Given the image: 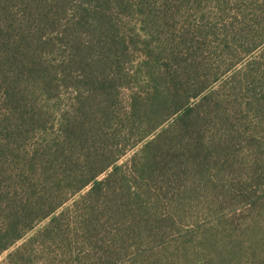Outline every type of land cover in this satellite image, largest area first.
<instances>
[{"label": "trees", "instance_id": "16d2710c", "mask_svg": "<svg viewBox=\"0 0 264 264\" xmlns=\"http://www.w3.org/2000/svg\"><path fill=\"white\" fill-rule=\"evenodd\" d=\"M133 10L141 15L138 32L121 24L123 14ZM139 49L144 57L136 56ZM7 71L31 79L27 113L34 129L46 134L45 142L31 144L29 151L30 167L39 175L25 180L24 169L16 166L9 174L12 190L0 185V252L49 217L1 261L30 264L46 258L35 250L36 241L73 240L70 232L56 234L62 218L71 215L79 227L88 225V215L76 216L72 207L56 212L86 185L70 205L75 212L80 199L101 197L109 198L114 214L124 211L114 196L138 191L127 179L129 169L117 160L136 144L142 142V172L149 169L148 177L172 181L186 164L201 166L203 149L207 153L217 146L213 126L220 131L215 133L219 144L230 136L260 141L252 116L264 114V0H0L2 82ZM68 87L71 96L61 102L60 89ZM37 91L53 104H40ZM10 97L21 101L16 94ZM46 114L56 118L47 120ZM140 176L137 183L146 184ZM241 223L244 230L226 238L253 245L244 249L240 264H264V218L251 216ZM182 231L170 241L179 242ZM118 232H112L111 241ZM215 235L196 233L188 240L197 248H218ZM74 239L84 241L79 235ZM84 247L46 253L57 260L71 252L80 264L122 253L109 246ZM127 253L132 263L157 259L152 251Z\"/></svg>", "mask_w": 264, "mask_h": 264}, {"label": "rangeland", "instance_id": "374dc122", "mask_svg": "<svg viewBox=\"0 0 264 264\" xmlns=\"http://www.w3.org/2000/svg\"><path fill=\"white\" fill-rule=\"evenodd\" d=\"M140 18L141 15L133 10L123 14L121 24L138 32ZM128 32L133 35L131 29ZM139 51L136 56L144 57V51L140 49ZM8 74L9 77L6 75L4 82L0 80V185L4 191L14 186L9 174L16 166L24 169L22 177L25 180L39 175L38 168L30 167L32 160L29 151L31 144L45 142L43 138L46 136L42 131L34 129L33 121L27 113L32 99V85L29 82L31 79L18 71H10ZM60 91L63 93L60 96L61 102H66V96H71L69 93L71 89L68 87ZM11 94L18 95V100L21 101L14 103ZM36 95L40 104H53L51 100H42L43 96L39 91ZM46 117L47 120L56 118L54 115ZM252 119L254 136L260 140L258 143L242 136H230L219 144L221 138L215 133L220 131L213 126L217 146H210L207 153V150L203 149L201 152L203 159H199L201 166H197L194 161L186 164L182 176L177 178L175 175L172 181L170 178L162 181L158 174L156 177L154 175L148 177L149 169L144 168L142 172L139 164L142 142L129 148L117 163H123L129 169L127 179L135 185L138 195L132 197L115 195V201L124 209L118 214H114L112 202L105 197L92 201L80 199L75 212V206H70L72 201L79 198L89 185L70 195L56 212L66 206L72 207L74 215L79 216L78 213L88 215V225L80 228L71 215L62 218L60 228L55 229L56 234L64 233L62 230L70 232L73 240L68 243V240L63 241L57 237L47 240L45 244L36 241L33 245L35 250L44 251L43 255L46 258L38 259L40 260L38 262L33 260L30 264H80L74 260L71 252H65V256L61 257L58 255L57 260L46 253H52L53 250L60 252L62 248L68 251L80 246H85L84 250L91 251H97L95 246L100 247L99 251L107 246L122 251L119 257L106 260L104 257L102 259L91 257L87 264H137L138 262H129L125 257V254L131 251L135 253L139 251L141 255L156 252V264H240L244 261V249L253 245H249L243 238L230 242L226 239L229 238L227 235L237 236L241 233L245 227L241 222L251 216L259 215L264 218V114L252 116ZM230 121L232 119L226 121V124L229 125ZM251 124L253 125V122ZM188 140L192 145L193 139L190 140L188 137ZM37 163L39 166L40 162ZM55 166L57 167L56 164ZM108 171L109 169H106L101 172L98 178L106 175ZM140 174L144 175L142 180L146 181V184L140 181L137 183ZM48 219L49 217H46L35 222L22 238L0 252V264H3L1 261L7 252L42 228ZM178 230H183L180 233L183 235L180 241L177 243L170 241V236L176 234ZM116 231H119L118 236L111 241L112 232ZM203 232L219 236L218 248L205 249V246L197 248L188 240L192 235ZM155 234H158L159 239ZM78 235L84 237V241H76L74 238ZM222 237L224 240L221 241ZM213 250H219V253H212ZM95 260L99 263H93Z\"/></svg>", "mask_w": 264, "mask_h": 264}]
</instances>
